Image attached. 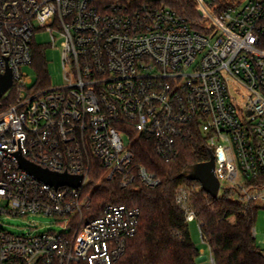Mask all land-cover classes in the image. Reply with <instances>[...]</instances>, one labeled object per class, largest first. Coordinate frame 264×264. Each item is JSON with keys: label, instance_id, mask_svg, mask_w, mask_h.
<instances>
[{"label": "built area", "instance_id": "obj_1", "mask_svg": "<svg viewBox=\"0 0 264 264\" xmlns=\"http://www.w3.org/2000/svg\"><path fill=\"white\" fill-rule=\"evenodd\" d=\"M194 1L202 32L164 0H0V78L11 79L0 94V219L44 215L62 226L0 227V264H114L140 211L94 207L89 184L93 174L122 189L159 186L135 161L139 137L168 159L195 128L219 192L264 207V0ZM36 30L63 39L62 85L22 69ZM19 155L82 180L50 185L21 169ZM176 202L194 221L188 190L179 187Z\"/></svg>", "mask_w": 264, "mask_h": 264}, {"label": "trees", "instance_id": "obj_2", "mask_svg": "<svg viewBox=\"0 0 264 264\" xmlns=\"http://www.w3.org/2000/svg\"><path fill=\"white\" fill-rule=\"evenodd\" d=\"M164 3L184 17L192 29L202 32L204 20L196 11L194 0H164ZM31 68L36 73V81L48 77L43 47H32ZM177 145V153L166 159L157 155L150 139L139 137L133 144L136 163L160 177L161 184L157 187L135 183L122 189L115 182H95L98 175L91 174L93 181L89 189L94 207L116 203L137 207L140 211L137 232L114 264H198L199 250L190 237L184 212L176 202L179 187L189 192V206L214 264H264V254L253 232L256 212L263 206L245 208L229 191L212 197L202 190L198 181L186 178V170L208 161L212 153L198 130L192 128L191 134L182 137Z\"/></svg>", "mask_w": 264, "mask_h": 264}, {"label": "rangeland", "instance_id": "obj_3", "mask_svg": "<svg viewBox=\"0 0 264 264\" xmlns=\"http://www.w3.org/2000/svg\"><path fill=\"white\" fill-rule=\"evenodd\" d=\"M52 37L55 41L52 45ZM37 46L44 48L45 59L47 63V72L49 83L51 86L64 84L63 68H62V37L56 32H47L44 30H36L33 37ZM23 70L27 72L29 77L36 80V73L31 66H23ZM239 180H241L239 178ZM220 191L219 193H222ZM53 218L44 215H34L28 217H6L0 219V227L14 233L43 232L46 230H54L59 232L60 225L52 223ZM255 242L264 254V207L258 208L254 221ZM188 231L193 243L199 250L198 264H211L209 259V247L201 238L199 226L196 220L188 222Z\"/></svg>", "mask_w": 264, "mask_h": 264}, {"label": "water", "instance_id": "obj_4", "mask_svg": "<svg viewBox=\"0 0 264 264\" xmlns=\"http://www.w3.org/2000/svg\"><path fill=\"white\" fill-rule=\"evenodd\" d=\"M11 79L9 74L0 78V94H2L10 85ZM19 166L21 169L27 171L34 177L42 180L53 186L69 185L78 186L82 180V176H71L66 173H54L46 169H42L37 165H34L22 156L19 155ZM184 175L189 180L198 181L203 191L216 197L219 192V182L214 174V157L213 153H210V159L206 162L197 163L192 165L188 170L184 172Z\"/></svg>", "mask_w": 264, "mask_h": 264}]
</instances>
